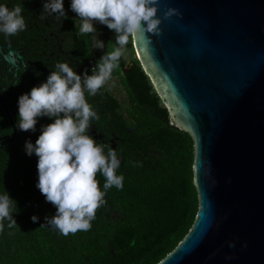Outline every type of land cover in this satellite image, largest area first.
<instances>
[{
    "label": "water",
    "instance_id": "1",
    "mask_svg": "<svg viewBox=\"0 0 264 264\" xmlns=\"http://www.w3.org/2000/svg\"><path fill=\"white\" fill-rule=\"evenodd\" d=\"M169 8L180 15L164 19ZM158 16L159 35L131 39L172 121L192 138L198 208L157 264H264V0H159ZM7 102L0 88L10 130L0 147L18 131Z\"/></svg>",
    "mask_w": 264,
    "mask_h": 264
},
{
    "label": "trees",
    "instance_id": "2",
    "mask_svg": "<svg viewBox=\"0 0 264 264\" xmlns=\"http://www.w3.org/2000/svg\"><path fill=\"white\" fill-rule=\"evenodd\" d=\"M98 25L95 35L115 43V32L98 30ZM82 38L89 43L92 34ZM127 49L133 53L131 38ZM124 65L122 58L113 72H123L118 82L125 90L123 100L102 90L97 130L103 138L96 141L116 149L123 189L106 191V204L97 210L91 230L64 236L46 224L56 208L36 187L35 154L1 166L0 194L8 193L16 203L17 226L3 221L0 264H157L191 228L198 208L192 138L172 121L138 59L132 58L129 71L122 70ZM97 179L104 191L105 178L98 173Z\"/></svg>",
    "mask_w": 264,
    "mask_h": 264
},
{
    "label": "clouds",
    "instance_id": "3",
    "mask_svg": "<svg viewBox=\"0 0 264 264\" xmlns=\"http://www.w3.org/2000/svg\"><path fill=\"white\" fill-rule=\"evenodd\" d=\"M71 11L79 21L78 34H92V47L104 49L105 44L95 35V23L105 25L116 34L115 47L102 56L89 75L77 74L68 63H57L46 82L34 86L18 99V128L35 132L39 118L48 117L54 122L42 126L35 141L25 144L29 156L38 158L36 187L46 202L56 208L54 216L45 217L46 224L68 236L89 231L97 210L106 200L108 189H123L124 177L117 174L121 161L115 148L100 144L88 134L93 120L99 116L86 99V93L96 96L112 79V74L125 58L130 38L140 33L159 35L161 18L159 0H71ZM19 4L11 8L0 4V33L14 36L26 30L27 25ZM66 16L64 0H44L43 12ZM180 15L178 9L169 8L164 19ZM107 148V153H105ZM105 178L104 191L97 174ZM14 201L8 193L0 194V231L3 221L8 227L17 226L13 218ZM16 205V203H15ZM32 221H38L32 216ZM42 226V225H41ZM230 247H235L231 242ZM246 246V245H245Z\"/></svg>",
    "mask_w": 264,
    "mask_h": 264
},
{
    "label": "flooded vegetation",
    "instance_id": "4",
    "mask_svg": "<svg viewBox=\"0 0 264 264\" xmlns=\"http://www.w3.org/2000/svg\"><path fill=\"white\" fill-rule=\"evenodd\" d=\"M44 0H0V4H7L11 8L19 4L22 9L27 28L25 31L14 36H5L0 33V44H8L7 49L0 48V88L8 97V105L15 111V122L18 127V99L21 95L29 93L34 86L46 82L51 71H55L57 63H68L77 74L83 76L85 70L92 74V68L102 58L104 54L115 43H104V49H94L92 40L85 43V40L78 34L76 24L79 23L77 16L71 11V0H64L66 16L57 17L55 14L44 13L45 18L40 19L43 12ZM98 30L106 28L105 25H98ZM102 40V35H97ZM108 44L113 46L107 47ZM86 48L90 55L85 56ZM133 53L127 49L125 52V65L123 71H129L132 65V58L137 55L133 48ZM11 58L13 62L9 60ZM123 72L119 75L112 74V79L105 85L104 89L115 99H119L118 87L122 91L123 97L125 90L118 82L121 80ZM102 90L96 96L86 93V99L99 116V120H93L88 134L95 141H101L103 136L98 132L100 126V108L102 102ZM108 94V95H109ZM54 122L53 119L42 117L38 119L35 132H23L18 128L17 137L12 141H6L0 147V169H6L8 163L23 160L34 156H29L25 150V144L31 140L33 144L41 134L42 126ZM10 130L8 124L0 111V138L8 136ZM35 158V157H34Z\"/></svg>",
    "mask_w": 264,
    "mask_h": 264
},
{
    "label": "rangeland",
    "instance_id": "5",
    "mask_svg": "<svg viewBox=\"0 0 264 264\" xmlns=\"http://www.w3.org/2000/svg\"><path fill=\"white\" fill-rule=\"evenodd\" d=\"M118 93H119V95H118V97L121 99V100H123V93H122V91L121 90H119V87H118Z\"/></svg>",
    "mask_w": 264,
    "mask_h": 264
}]
</instances>
